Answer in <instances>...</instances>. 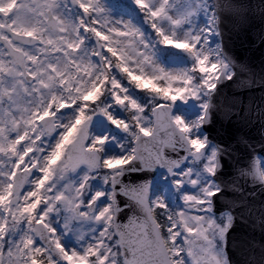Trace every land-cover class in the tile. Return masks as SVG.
Here are the masks:
<instances>
[{
  "label": "snow or ice",
  "instance_id": "snow-or-ice-1",
  "mask_svg": "<svg viewBox=\"0 0 264 264\" xmlns=\"http://www.w3.org/2000/svg\"><path fill=\"white\" fill-rule=\"evenodd\" d=\"M133 4L0 0V264L227 261L246 218L213 211L230 153L205 125L236 75L213 41L246 5L208 0L197 23L187 0ZM174 49L190 65L166 67ZM246 147L233 166L264 190V143Z\"/></svg>",
  "mask_w": 264,
  "mask_h": 264
},
{
  "label": "water",
  "instance_id": "water-1",
  "mask_svg": "<svg viewBox=\"0 0 264 264\" xmlns=\"http://www.w3.org/2000/svg\"><path fill=\"white\" fill-rule=\"evenodd\" d=\"M241 2L246 5L244 18L222 17L219 24L221 49L236 75L218 85L212 120L205 131L210 141L228 149L231 160L221 158L218 179L228 190L218 194L213 211L234 210L246 218L228 230L227 262L264 264V190L250 186L233 166L249 157L246 145L264 143V0Z\"/></svg>",
  "mask_w": 264,
  "mask_h": 264
},
{
  "label": "rangeland",
  "instance_id": "rangeland-1",
  "mask_svg": "<svg viewBox=\"0 0 264 264\" xmlns=\"http://www.w3.org/2000/svg\"><path fill=\"white\" fill-rule=\"evenodd\" d=\"M104 6L106 8V10L108 11V14L113 17V18H123V19H131L132 17L130 16L131 11L128 8H122L118 11L111 9L107 2H105L103 0ZM128 3V6H134L133 4V0H125V4ZM205 3L204 0H187V4L186 7L192 8V9H196L197 10V15L196 17H194V22L200 23L204 20V15L202 12V6ZM122 4L121 5H125ZM200 5V7L198 8L197 6ZM130 8V7H129ZM126 9V10H125ZM214 43H216L217 47H219V40L218 37L214 39L213 41ZM157 57L160 58V53H157ZM163 62V61H162ZM191 60L190 58L186 59V57L184 55L181 54H169L168 55V61L165 63L166 67L172 68V67H184L187 65H190ZM224 216H228L227 214H222ZM226 264V262H225Z\"/></svg>",
  "mask_w": 264,
  "mask_h": 264
},
{
  "label": "bare ground",
  "instance_id": "bare-ground-1",
  "mask_svg": "<svg viewBox=\"0 0 264 264\" xmlns=\"http://www.w3.org/2000/svg\"><path fill=\"white\" fill-rule=\"evenodd\" d=\"M119 10V9H118Z\"/></svg>",
  "mask_w": 264,
  "mask_h": 264
}]
</instances>
